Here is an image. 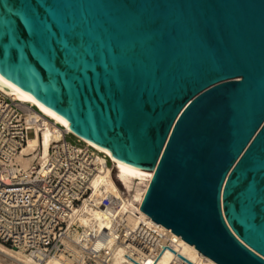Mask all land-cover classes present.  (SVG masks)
<instances>
[{"label":"water","instance_id":"obj_1","mask_svg":"<svg viewBox=\"0 0 264 264\" xmlns=\"http://www.w3.org/2000/svg\"><path fill=\"white\" fill-rule=\"evenodd\" d=\"M0 75L154 170L152 221L264 264V0H0Z\"/></svg>","mask_w":264,"mask_h":264},{"label":"built area","instance_id":"obj_2","mask_svg":"<svg viewBox=\"0 0 264 264\" xmlns=\"http://www.w3.org/2000/svg\"><path fill=\"white\" fill-rule=\"evenodd\" d=\"M52 124L0 89V242L21 250L31 264H112L118 245L141 257L164 251L170 237L163 227L146 215L130 223L122 210V199L131 195L117 178L116 162L70 130L54 124L61 132L47 155L27 168L18 162L28 140ZM84 204L106 213L102 232L79 224Z\"/></svg>","mask_w":264,"mask_h":264},{"label":"bare ground","instance_id":"obj_3","mask_svg":"<svg viewBox=\"0 0 264 264\" xmlns=\"http://www.w3.org/2000/svg\"><path fill=\"white\" fill-rule=\"evenodd\" d=\"M0 89L4 90L17 100L32 104L37 108L39 112L53 120V127H47L43 129L41 131V138H39V136L30 138L27 142V145L23 147L21 154L22 156H19L18 162L24 168H27L35 162H40L43 157L47 155L51 140L60 136L61 131L54 124H59L67 130H72L70 129L69 122L60 114L53 111L48 106L37 100L32 94L7 80L1 75ZM81 139L114 160L109 150L87 139ZM117 168V178L122 182V184L128 189L129 192L133 191L131 194V199L123 198V202L121 204V208L127 214L129 222L133 223L136 217H142L143 215L147 216V214L140 210V205L143 201L144 194L148 188L154 170L151 171L149 178H145L123 169L118 164ZM100 179L101 176L96 178L95 183H98ZM113 185L116 188V185ZM77 218L79 224L85 229H89L95 232H102L105 225L106 213L99 208L84 204L78 210ZM159 225L166 230L170 237V241L168 242L167 248L164 251L153 257H141L130 255L126 248L122 246L119 247V249L117 250V254H115V256L113 257L114 264H171L173 260H180L184 264H190L188 263V261L192 264H217L210 258L204 256L198 249L171 232L169 229L161 224ZM16 252L18 254H24L21 250H17ZM23 256L24 259H22V264H31L30 259L25 254ZM127 256H130L131 259H128Z\"/></svg>","mask_w":264,"mask_h":264},{"label":"rangeland","instance_id":"obj_4","mask_svg":"<svg viewBox=\"0 0 264 264\" xmlns=\"http://www.w3.org/2000/svg\"><path fill=\"white\" fill-rule=\"evenodd\" d=\"M29 137H32V131L28 132ZM68 139L71 141H75L74 136H68ZM36 163V162H35ZM34 163V164H35ZM133 191L130 192V195L132 194ZM131 199V196L128 197ZM119 247H122V245H118L115 248V252L113 253V257L115 254H117V250ZM18 249L9 246L7 244H3L0 242V264H22V259H24V254H18L16 251ZM112 264H114V260H112Z\"/></svg>","mask_w":264,"mask_h":264}]
</instances>
